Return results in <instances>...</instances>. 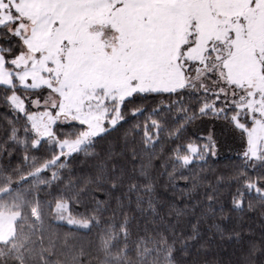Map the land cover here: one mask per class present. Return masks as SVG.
<instances>
[{"label": "snow or ice", "instance_id": "1", "mask_svg": "<svg viewBox=\"0 0 264 264\" xmlns=\"http://www.w3.org/2000/svg\"><path fill=\"white\" fill-rule=\"evenodd\" d=\"M153 94L170 101L154 114L175 110L180 129L197 115L223 119L245 139L243 157L264 167V0H0V104L25 120L23 138L9 122L0 152L30 143L33 149L48 144L53 153L43 161L26 155L33 170L19 181L13 179L18 171L0 172V264H61L56 242L49 238L45 246L43 224L51 212L64 219L71 198L53 207L33 195L49 183L41 173L88 152L126 122L133 97ZM186 97L198 98V113L189 115ZM65 127L73 130L60 131ZM163 131L156 120L144 126L145 150H154ZM208 141L172 148L170 178L214 154L211 136ZM236 182V208L250 193L264 200V173L255 179L241 173ZM138 188L130 184L128 192ZM144 191L150 193L151 185ZM142 202L138 195L137 205ZM68 223L91 230L99 221L69 214ZM107 225L98 236L101 264H175L174 242L147 232L133 239L132 223L119 205ZM84 255L81 250L73 264Z\"/></svg>", "mask_w": 264, "mask_h": 264}, {"label": "trees", "instance_id": "2", "mask_svg": "<svg viewBox=\"0 0 264 264\" xmlns=\"http://www.w3.org/2000/svg\"><path fill=\"white\" fill-rule=\"evenodd\" d=\"M169 102L166 95L133 97L122 126L118 125L103 139L98 138L88 152L62 158L63 168L41 173V178L49 183L39 185L33 195L50 202L53 207L57 200L69 201L71 198L68 216L70 214L76 220L95 216L99 221L89 230L69 224L67 219H60L54 212L45 217V246L49 238L56 242V259L61 264H73V257L81 250L85 253L80 257L81 264H101L102 256L97 252L98 236L112 220L113 210L118 205L132 223L133 239L137 232L140 235L147 232L149 235L163 234L174 242L175 264H264V200L250 193L244 197L243 208L238 209L233 204L234 194L241 186L236 182L237 177L245 173L255 179L264 173V167L260 161H247L243 157L245 139L226 121L211 113L197 115L182 129L175 123L178 115L175 110L154 114V110L166 109ZM185 106L191 115L198 113L201 105L198 98L186 97ZM137 109L143 114L133 117L132 113ZM152 120H156L164 131L159 133L160 142L154 150L148 151L143 144V130ZM10 121L15 123L18 135L23 138L24 118H17L0 104V142L7 140ZM177 129H180L178 133ZM72 130L60 129L65 133ZM209 132L213 134L217 152L208 153L203 160H194L187 168L178 169L176 179H171L170 150L188 142L206 144ZM52 154L48 144L39 149L31 148L30 143L27 147L13 144L7 148V153L0 152V172L11 175L18 171L20 175L13 179L19 181L21 176H27L33 170L31 161L24 159L26 155L43 161ZM52 172L57 173L56 179L52 178ZM180 173L184 178H180ZM116 177L120 180L113 188ZM130 184L138 185V191L129 193ZM146 185H151V192L147 194L144 191ZM28 187L24 185L25 189ZM138 195L143 201L139 206Z\"/></svg>", "mask_w": 264, "mask_h": 264}, {"label": "rangeland", "instance_id": "3", "mask_svg": "<svg viewBox=\"0 0 264 264\" xmlns=\"http://www.w3.org/2000/svg\"><path fill=\"white\" fill-rule=\"evenodd\" d=\"M212 132H209L208 134H206V137L208 138L209 136H211L212 137ZM213 152H214V154H215V152H217V146H216V143H215V148L213 149ZM208 154V153H207ZM207 154H205V156L207 155ZM64 217H65V219H67L68 220V214L65 212L64 213Z\"/></svg>", "mask_w": 264, "mask_h": 264}]
</instances>
